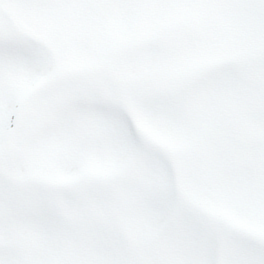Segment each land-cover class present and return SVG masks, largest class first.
I'll return each instance as SVG.
<instances>
[{
  "label": "snow or ice",
  "instance_id": "snow-or-ice-1",
  "mask_svg": "<svg viewBox=\"0 0 264 264\" xmlns=\"http://www.w3.org/2000/svg\"><path fill=\"white\" fill-rule=\"evenodd\" d=\"M0 264H264V0H0Z\"/></svg>",
  "mask_w": 264,
  "mask_h": 264
}]
</instances>
